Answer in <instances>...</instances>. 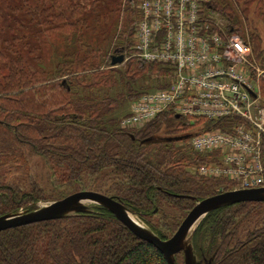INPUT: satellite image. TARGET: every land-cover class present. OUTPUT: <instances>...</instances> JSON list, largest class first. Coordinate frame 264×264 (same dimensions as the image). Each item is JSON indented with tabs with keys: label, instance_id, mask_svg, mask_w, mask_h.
I'll return each instance as SVG.
<instances>
[{
	"label": "trees",
	"instance_id": "1",
	"mask_svg": "<svg viewBox=\"0 0 264 264\" xmlns=\"http://www.w3.org/2000/svg\"><path fill=\"white\" fill-rule=\"evenodd\" d=\"M132 1L0 0V216L26 203L32 211L94 191L118 199L165 240L194 206L190 197L199 201L237 188L226 179L200 176L196 169L218 156L194 151L184 138L230 131L236 119L176 118L166 111L140 128L120 127L129 113L124 108L167 88L172 71L132 55L140 19ZM242 1H210L216 29L241 34L250 4ZM249 32L241 37L251 48L249 61L263 71H253L252 78L264 105V51L258 33ZM55 35L67 50L48 69L42 48ZM113 55H123V62L111 65ZM31 156L44 162L52 189L34 178ZM90 208L76 217L1 231L0 264H167L106 209ZM192 244L199 258L213 256L212 264H264V203L211 212ZM175 264H183L181 253Z\"/></svg>",
	"mask_w": 264,
	"mask_h": 264
},
{
	"label": "built area",
	"instance_id": "2",
	"mask_svg": "<svg viewBox=\"0 0 264 264\" xmlns=\"http://www.w3.org/2000/svg\"><path fill=\"white\" fill-rule=\"evenodd\" d=\"M210 1H132L140 14L132 55L172 71L167 88L131 103L120 127L140 128L166 111L183 118L236 119L230 131H201L190 138L194 151L218 156L196 172L240 189L264 187V105L252 78L253 71L261 72L249 61L250 46L213 23Z\"/></svg>",
	"mask_w": 264,
	"mask_h": 264
},
{
	"label": "water",
	"instance_id": "3",
	"mask_svg": "<svg viewBox=\"0 0 264 264\" xmlns=\"http://www.w3.org/2000/svg\"><path fill=\"white\" fill-rule=\"evenodd\" d=\"M123 60V55H113L111 65L120 64ZM176 118H179V115H176ZM190 136L191 134L184 138L188 139ZM190 198L195 201L194 206L174 234L165 240L155 235L118 199L94 191L75 192L61 200L44 202L32 211L2 215L0 216V232L38 222L76 217L79 214L92 212L91 206H98L110 212L133 236L158 250L167 264H175V256L180 253L183 264H212L213 256L199 258L194 252L192 239L201 221L211 212L223 207L243 202L264 203V187L233 189L199 201L196 198Z\"/></svg>",
	"mask_w": 264,
	"mask_h": 264
},
{
	"label": "rangeland",
	"instance_id": "4",
	"mask_svg": "<svg viewBox=\"0 0 264 264\" xmlns=\"http://www.w3.org/2000/svg\"><path fill=\"white\" fill-rule=\"evenodd\" d=\"M242 2H249L250 4L248 5V10L246 12L247 20L246 22H243L244 29H242L240 35H236H238L243 41L241 37L242 34H244V37L247 38V34H250L249 31L257 32L261 38V48L264 51V0H243ZM241 6L244 5L241 3V5L239 6L240 11H242L243 9ZM259 12L263 14L262 18L259 16ZM1 50L2 47L0 46V51ZM66 50L67 48L62 42H60L58 35L53 36L45 43L42 48L43 65L48 69L53 68ZM260 72L261 74L263 73V71L261 70ZM126 111H129V107L124 108V110L122 111L123 114H126ZM159 136L169 137L170 134L161 132ZM23 151L27 152V149L23 148ZM30 165L32 174L34 175V178L38 181L39 185H41L45 190L52 189L53 186H51L49 173L44 165V162H42V160L37 156H31Z\"/></svg>",
	"mask_w": 264,
	"mask_h": 264
},
{
	"label": "flooded vegetation",
	"instance_id": "5",
	"mask_svg": "<svg viewBox=\"0 0 264 264\" xmlns=\"http://www.w3.org/2000/svg\"><path fill=\"white\" fill-rule=\"evenodd\" d=\"M14 204H15V201H14V199L12 198V201H11V207H13ZM7 209H11V208L8 207ZM26 209H27V203L25 204V206H21V207H20V210H19L18 212L27 211ZM8 213H11V212L4 213L3 215L8 214ZM12 213H14V212H12ZM1 216H2V215H1ZM203 258H204V257H203Z\"/></svg>",
	"mask_w": 264,
	"mask_h": 264
}]
</instances>
